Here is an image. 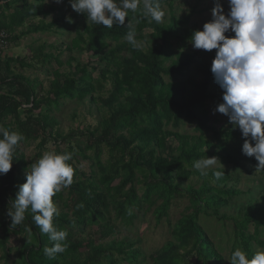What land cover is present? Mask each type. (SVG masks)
<instances>
[{
    "label": "trees",
    "instance_id": "16d2710c",
    "mask_svg": "<svg viewBox=\"0 0 264 264\" xmlns=\"http://www.w3.org/2000/svg\"><path fill=\"white\" fill-rule=\"evenodd\" d=\"M19 1L23 3L22 8L11 16L8 23L4 12ZM166 2L171 9L167 23H157L145 16L142 6L136 12L129 11L122 26L106 28L93 23L87 40L79 37L85 45V51L94 50L101 55L100 61L106 70L93 80L88 67L81 68L75 74H80L77 79L68 80L62 89L61 86L56 87L57 98L81 99L102 91L104 84L111 82L113 98L111 102H105L113 105L122 84L131 86L132 91L124 103L119 102L115 108L109 106L112 110L108 119L92 131H81L80 134L73 132L67 136L56 132L53 135L51 128L56 124L54 120H41L32 115L22 120L19 111L24 104L30 106L24 109L26 113L38 109L35 88L23 78L7 77L10 76L11 64L28 67L25 66L28 62L20 58L4 62L0 54V75L5 77L2 72L6 73L5 78L0 77V84L9 88L7 94H0V126L24 136L13 153L12 168L6 175H0V263L10 264L12 249L9 241L13 235L23 234L25 242L15 264H140L141 251L126 239L100 243L98 240L79 238L78 233L95 227L100 231L102 240L109 239L115 234V222L119 221L125 228L133 227L138 220V213L143 209H146L144 215L152 211L157 222H160L169 216L172 203L183 191L176 180H180L195 161L205 156H215L220 158L222 164L238 165V158L198 153L192 149L179 154H172L174 151L171 150L165 157L155 155V141L164 127L170 124L177 126L182 118L195 125V131L202 135L212 133L215 138L221 137L228 143L241 146L245 139L238 127L218 131L208 126L205 114L207 103L218 105L223 102L220 88L217 93L211 91L214 84L211 73L213 60L202 67V83L189 91L188 96L180 97L179 94H183L184 90L170 93L171 89H167L164 77L171 80L185 77L196 60L193 55L179 56L175 60L171 58L174 44L185 47L194 30L189 29L192 14L178 18L172 13L173 0ZM60 4L63 7L71 6L69 0H62ZM51 13L43 4L36 6L28 4L27 0H0V29L12 32L29 20ZM85 19L86 15L72 9L71 15L62 16L51 24L41 21L25 35L32 32L48 33L56 26L68 31L76 27L78 21ZM127 19L133 28L152 31L148 37L153 47L141 50L123 42L129 31ZM107 41L116 45L105 52L102 45ZM42 58L50 60L41 51L33 55L34 60ZM58 99L48 100L47 104L57 103ZM8 116L15 117L16 130L6 127L4 120ZM75 137H82L84 146L67 147V141ZM50 140L56 145L55 152L71 153L72 158L68 163L74 169L71 186L62 188L64 193L57 192L54 196L63 203L59 216L54 218V226L68 233L66 251L56 254L54 259L44 254V248L52 247L53 241L35 225L30 208L19 225H12L7 216L18 186L26 182V176L22 173L21 144L40 141L38 146L43 150L48 148ZM104 152L108 156L105 161ZM80 160L93 162L90 174L80 172L73 164V161ZM211 176H206L198 189H186L193 213L177 222L171 232V241L149 257L151 264H230L231 254L236 248L246 251L249 258L258 249H264V197L259 205L248 207L237 216L222 215L220 209L243 192L230 189L228 185L212 186L208 180ZM212 220L221 223L230 221V232L208 229L204 221Z\"/></svg>",
    "mask_w": 264,
    "mask_h": 264
},
{
    "label": "rangeland",
    "instance_id": "374dc122",
    "mask_svg": "<svg viewBox=\"0 0 264 264\" xmlns=\"http://www.w3.org/2000/svg\"><path fill=\"white\" fill-rule=\"evenodd\" d=\"M29 4L39 6L43 4L46 10L50 9L51 14L45 17L31 20L34 24H40L43 21L44 24H51L54 20H58L62 16H69L72 14L71 6L63 7L56 0H27ZM21 4V2H16ZM14 3V4H16ZM164 16L161 20L162 23H167L171 17V9L166 0H159ZM222 5L224 13L229 12L228 0H219ZM215 5V0H173L172 13L182 18L184 16L192 14L190 19V30H202L203 25L212 19L211 9ZM142 3L140 7H142ZM195 10V11H194ZM192 11H194L192 13ZM28 26V25H27ZM26 26V27H27ZM35 26V25H34ZM93 22L80 20L77 22L76 27L66 31L60 29L58 26L54 27L48 33L31 35L23 39V42H14L13 45H19L21 48H15L11 46L8 49L3 58L4 62L10 57L27 61L28 63L22 67L20 64H11L9 67L10 76L7 78H23L29 82L35 88V97L38 103V109L31 112L24 111L30 106L23 105V108L19 111L21 119L24 120L28 116L39 117L41 120H54L55 126H52L51 130L53 135L58 132L61 136H67L71 133L80 134L81 131H92L99 127V124L105 123L110 115L112 108H115L119 102L124 103L126 98L132 93L131 86L122 84L120 86L119 95L117 101L113 105L107 104L111 102L112 86L111 82L104 84V89L87 95L81 99H69L67 97L56 96L57 86L64 88L68 80L77 79L80 74L75 75L81 68L88 67L89 72H92L93 80L98 78V74L106 70L105 65L100 61V54H96L95 51H85L84 44L80 42L79 37L87 40L88 31H91ZM25 27V28H26ZM135 29V39L140 45L141 50H147L153 47L152 41L149 39V35L152 34L151 30ZM9 33V32H8ZM226 36H234L232 32L225 33ZM129 44L127 40L123 41ZM115 43L107 41L102 45V50L105 52L114 49ZM131 45V44H130ZM133 46V45H132ZM134 47V46H133ZM100 49V48H99ZM50 57V60H34L33 55L40 54V51ZM6 51V50H5ZM216 54V50L206 51L202 49H194L189 42L185 47H179L178 44H174L171 58L177 59L183 55L195 56L196 64L191 68V71L183 78L171 80L168 77H164L165 82L168 84L167 89H171L170 93H177L179 90H184L181 96H188L189 91L194 90L195 87L202 83L201 69L205 64L211 62ZM9 57V58H8ZM2 75L6 77V73L2 72ZM1 78L2 77L0 75ZM173 85V86H172ZM219 86L215 83L211 87L213 93L219 91ZM8 86L0 84V94H7ZM58 99L57 103L47 104L48 100ZM112 108H110V107ZM217 104L214 102H208L205 110V114L208 120V126H213L218 131L234 127L229 122V117L215 112ZM21 120V121H22ZM53 122V121H52ZM4 123L6 127L11 130H16V119L14 116H8L5 118ZM126 132V131H125ZM48 135V131H47ZM43 138V135L41 133ZM40 141L27 142L21 144V153L23 160V175L26 176V170L28 167L39 159L46 151H55L56 145L53 140H50L48 148L41 150L39 148ZM155 155L163 156L171 150L172 154H179L181 151H188L190 149L198 153H209L219 156H232L239 159L237 166L232 164H222L224 169L218 162L215 170L225 171V174L217 179L213 171H209L212 175L208 180L212 186H224L228 185L230 189L243 192L239 197H236L228 203L227 206L220 209L222 215L237 216L242 210H246L248 207L259 205L264 197V172L263 169H256L258 161L254 157L246 156L242 153V146L237 143H228L223 138H215L212 133L201 134L195 131V125L190 124L184 118L180 120L177 126L170 124L166 125L155 141ZM66 146L77 148L84 146V139L82 137H75L67 141ZM66 149V148H65ZM106 152L103 154V160L107 158ZM220 161V158L217 157ZM221 162V161H220ZM76 168L85 174H90L92 171L93 162L91 160H80L79 162L73 161ZM176 177V176H175ZM206 176H202L200 172L193 166L191 169H187L181 175L180 180L177 179L176 183L181 186L183 191L181 196L174 200L169 216L164 218L160 222H157L156 217L152 211L147 212L143 209L138 213V220L135 221V225L130 228H125L122 223L115 222V234L109 239L102 240L100 231L95 227H89L83 232L78 233L79 238L86 240H98L100 243H107L110 241H122L134 243L135 248L141 251L142 257L140 264H151L149 257L156 251L164 247L169 241H171V232L177 222L184 216L193 213L190 209L189 197L186 193V189L193 187L198 189L201 184L204 183ZM62 192V190L60 191ZM58 192V193H60ZM64 192H62L63 194ZM66 195V194H65ZM59 211L63 208V203L60 199L53 197ZM204 224L208 229H214L218 232L227 233L230 232V221L225 223L204 221ZM224 225V226H223ZM252 229V228H251ZM250 231L252 232V230ZM1 236V231H0ZM264 240V239H263ZM25 242V236L13 235L9 241V247L12 249L10 264H15L18 260V252L22 248ZM226 247V244L224 245ZM1 262L0 264H2Z\"/></svg>",
    "mask_w": 264,
    "mask_h": 264
},
{
    "label": "clouds",
    "instance_id": "9594fccd",
    "mask_svg": "<svg viewBox=\"0 0 264 264\" xmlns=\"http://www.w3.org/2000/svg\"><path fill=\"white\" fill-rule=\"evenodd\" d=\"M69 3L77 13L86 15L88 22L106 28L124 25L128 12H136L141 3L144 15L151 20L159 23L164 16L159 0H69ZM228 5L230 10L225 14L219 0H215L212 19L204 23L202 30L192 32L190 43L194 49L216 50L211 73L222 90L223 102L213 114L219 112L229 117V122L245 138L242 153L258 161L256 169H264V0H228ZM126 27L128 43L140 47L128 19ZM228 32L235 35L226 36ZM22 140V134L0 126V175H6L12 168L13 153ZM71 158V153L44 152L26 170V182L18 186L7 212L11 224L19 225L25 219V212L31 209L35 225L53 241L52 247L43 250L50 259L68 247L67 231L57 230L53 223L59 216L53 197L73 182L74 169L68 163ZM218 162L224 169L215 156H205L195 161L193 167L202 176L211 170L219 179L225 171L215 170ZM229 261L230 264H264V249H258L249 258L246 251L236 248Z\"/></svg>",
    "mask_w": 264,
    "mask_h": 264
},
{
    "label": "crops",
    "instance_id": "0c3cea01",
    "mask_svg": "<svg viewBox=\"0 0 264 264\" xmlns=\"http://www.w3.org/2000/svg\"><path fill=\"white\" fill-rule=\"evenodd\" d=\"M21 2V1H20ZM28 3V2H27ZM22 2H21V4H13L12 6H10L11 8H10V10H5V12H4V14H5V18H6V21L9 23L10 22V18H11V16L14 14V13H16V12H18V11H20L21 10V8H22ZM29 4V3H28ZM31 5V4H30ZM33 20V19H32ZM28 25V26H27ZM34 25L35 26H37L38 25V23L37 24H34V23H32V21L31 20H29L28 22H26V24L24 25V26H22V27H18V28H15L14 29V31H12V32H9V35H8V39H9V37H10V42H8V47H7V49H6V51L4 50L3 51V53L1 54V56H3V55H5L6 53H8V49H10V47L11 46H16L15 48H21L18 44L17 45H13V43L14 42H20V41H22L23 42V39H25V38H27L28 36H31V35H37V34H41V33H39V32H32L31 34H29V35H25L26 34V32L27 31H29L30 29H32L33 27H34ZM27 26V27H26ZM26 27V28H25ZM11 49H12V47H11ZM8 50V51H7ZM3 58H4V56H3ZM2 58V59H3ZM9 58V57H8ZM18 58H20L21 59V57H18ZM9 59H12L11 57L9 58Z\"/></svg>",
    "mask_w": 264,
    "mask_h": 264
},
{
    "label": "built area",
    "instance_id": "2783aa9c",
    "mask_svg": "<svg viewBox=\"0 0 264 264\" xmlns=\"http://www.w3.org/2000/svg\"><path fill=\"white\" fill-rule=\"evenodd\" d=\"M8 47V33L0 29V54Z\"/></svg>",
    "mask_w": 264,
    "mask_h": 264
}]
</instances>
